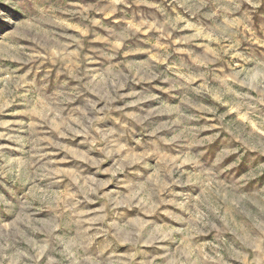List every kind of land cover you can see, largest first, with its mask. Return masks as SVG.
<instances>
[{
  "label": "rangeland",
  "instance_id": "1",
  "mask_svg": "<svg viewBox=\"0 0 264 264\" xmlns=\"http://www.w3.org/2000/svg\"><path fill=\"white\" fill-rule=\"evenodd\" d=\"M0 264H264V0H0Z\"/></svg>",
  "mask_w": 264,
  "mask_h": 264
}]
</instances>
